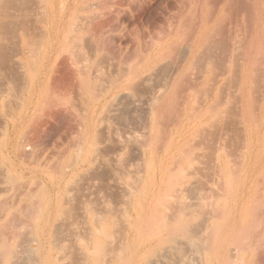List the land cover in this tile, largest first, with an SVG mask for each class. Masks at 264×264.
Masks as SVG:
<instances>
[{"label": "rangeland", "instance_id": "obj_1", "mask_svg": "<svg viewBox=\"0 0 264 264\" xmlns=\"http://www.w3.org/2000/svg\"><path fill=\"white\" fill-rule=\"evenodd\" d=\"M43 1L32 0L26 12L11 11L13 17H25L29 21L28 28L31 31L29 35L35 39L34 46H38L36 49L38 51L32 59H28L27 54L26 57L20 55L19 51H23L24 45L22 32L19 31L14 37L16 42L12 39L6 42L10 45L5 46L8 50L12 48L7 52L10 55L7 62L11 60L10 63L5 61L8 65L6 63L3 65L5 76L0 74V94L1 87L4 94L0 95L2 101L0 107L5 106L0 110V167H3L0 169L2 172L0 190H3L0 191V219L4 216L3 222L7 224V220L9 221L14 214V218L12 217L14 224L19 225L16 229H22L21 225L24 223L26 227L30 225V220L27 221L30 222L29 224L23 221L24 219L26 221L34 211L30 207L34 205V201H37L38 205L40 201L35 198L31 203L25 197L26 194H35V191L38 192L40 189L47 197L51 192L50 200L56 199L58 192L64 193L67 198L69 196V200L75 203L73 207L77 208H74L77 214L73 216L74 221L70 219L72 217L68 221L69 216L64 218L67 221L61 218V221L52 220L54 216L50 206L47 210L49 212L44 213V222L41 224V229L46 227L44 231L35 234L32 233L34 229L28 226L31 234L35 235L32 238L30 232L23 226L24 232L29 233L21 232L23 229L20 232L27 238L29 247L26 243H24L26 249L24 245L19 246L20 256L28 251L32 255V249L35 248V250L38 248L39 254L42 252L45 254V248L48 247L46 235L49 236L46 230L53 223L58 226L55 224L51 226L61 229L59 234H62V238L67 237L69 233L73 235L84 232L88 224L82 221V218L87 220L88 215L84 212L83 216L82 211H85L88 201L93 205L96 204L94 206L96 209L101 208L98 209L99 211H107L109 207H113L115 217L118 214L123 217L122 215L127 213L128 217L125 215L124 220L118 216V221L122 220L120 223L125 222L120 224L123 229L119 227V222L114 217L116 228L118 227L115 228L114 233L119 236L124 230L128 241L124 243L127 246L125 248L127 249V244H130V248L125 249L126 253L123 254L124 260L127 261L129 256L131 257V245L136 234L130 227H128L130 231L127 229V224L129 222L131 224L132 221V226L136 224L138 229L142 227L144 229V226L148 229L154 222L150 217L151 205L159 200V194L165 190L164 178L167 173L175 175L181 170L182 164L185 165L184 158L187 159L188 155L191 161L196 157L195 160L198 162L197 157H199L203 160L199 161L200 163L207 164L201 166L202 163L198 162L194 166L196 172L193 168L188 170L190 174L188 188L192 186L195 189L192 188L193 193L185 195L188 198L192 197L190 201L196 200L198 205L200 203V214L203 212L200 216L196 215V219L193 220L194 225L205 223L207 228L204 224L198 227L207 230L211 226L212 229L210 224L213 221L219 220L220 216L223 218L224 214L232 213L235 218L238 217L233 221L234 224L230 225L233 229L226 230L220 237L222 242L230 246L226 252L237 248L241 250L236 243L244 241L242 244L245 243L252 251V255L248 254V258L246 255L245 263L264 264V0ZM70 18L73 23L78 20L82 24L68 22ZM204 26L208 28L205 29L207 35L204 37L205 41L202 40L204 44L199 45L197 44L199 35ZM69 27L73 28L71 32L68 30ZM68 35H71L70 38ZM13 43L18 45L15 46ZM197 46L198 49H194ZM27 47L24 46L23 49L30 50V47L28 49ZM196 54H199V57ZM191 57L197 61L194 62L196 65L192 64ZM135 71L138 72V76L140 74L136 79L138 88L130 92L123 85L128 77L136 75ZM251 71H255L256 74L253 82H250L253 79L249 75ZM9 73L12 74V81ZM86 75L88 79L84 78ZM7 76L8 78H5ZM214 76L218 79H214L213 82L208 81ZM5 79L10 80L11 84L13 82V90L7 89L11 86L5 84L7 82L4 81ZM87 81L89 86L90 84L92 86L89 91L85 86ZM252 85L255 88L251 87ZM83 88H86L87 92ZM218 90L219 95H222L220 102L226 103L227 106L225 108L223 105L224 110L221 104L218 105L219 100L218 103L213 101ZM246 92L248 94H245ZM213 93L217 94L212 95ZM10 95L14 96L15 103L11 101V104L13 102L12 105L17 107L15 109L9 103L10 100L6 101ZM211 102L217 103L219 107L216 108V105L214 107V103L211 105ZM209 103L219 112L220 107L224 111V114L222 111L220 113L221 118L216 119V122L224 119V126H216L218 123L215 122L216 124H210L213 128L206 130L209 127L208 123H202L200 126L195 124V120L190 119L196 117L199 111L209 108L207 106ZM242 110L247 112L243 113ZM225 112H229L226 119ZM201 127L205 128L203 133H206L204 135L206 141L202 139L203 143L206 142L203 147L200 141L203 134L199 135L200 131H197L202 129ZM127 130L128 133H125L124 131ZM194 130L199 133L197 137ZM199 136L201 137L198 138ZM124 143L129 144L127 147L130 151L121 147ZM183 143L188 145L185 146ZM194 145H198V149L193 148ZM85 146H94L92 152L96 148L95 153L91 156L89 154L90 158ZM179 147L184 149L183 153L178 152ZM221 148L226 149L223 152ZM194 149L198 150L197 154L193 152ZM73 151L75 154L79 152L77 156L81 157V162L80 160L77 162L75 166L77 168L63 167L61 164L69 160V156L74 154ZM125 154L130 155V159ZM122 155L127 157L124 165L116 159L118 157L120 159ZM85 157H88L87 164L82 165V159ZM55 160L58 162L56 163ZM197 164L201 168L200 172L196 168ZM49 165L53 166L49 167ZM60 165L62 171L58 167ZM72 169H77L79 172L76 185H71V191L69 190L71 186L65 185L67 178L72 174ZM58 171L62 173L61 178L60 173L57 174ZM98 171L103 175L98 176L100 173ZM10 177L13 178L12 183ZM54 177L58 182L52 180ZM13 182L17 184L11 185ZM127 182L136 183L133 193L131 186L129 190L126 189ZM61 185L64 187L59 188ZM76 187L79 192L81 191L80 194L76 193L78 192L75 190ZM73 198L83 200L85 205L78 200L82 203L80 204L82 210ZM21 199L24 201H21L20 206ZM84 199L87 200L86 203ZM37 203L33 207L36 208L35 210L38 209ZM79 203L77 202L78 205ZM12 204H14L13 208H10ZM21 209H28V213ZM20 211L28 215H21ZM182 217V214H178L177 218ZM12 218V221L10 220L12 223L8 222L10 225L3 224L5 231L10 229L8 232L3 230L5 236H11L15 228V226L11 228ZM210 218L213 219L207 220ZM72 224L77 227L73 228ZM64 225L70 229L72 227L75 231L67 230L68 235H66L65 229L61 227ZM30 226L33 227V224ZM83 227L85 229H82ZM142 229L138 231L141 232ZM211 229L202 232L201 235L207 237ZM19 230L15 231L19 232ZM230 230H234L235 234ZM247 230L252 240L250 242L247 239V242L243 240L246 238L244 234H247ZM9 232L12 233L7 234ZM35 240L38 242L36 243ZM251 242L253 245L249 246ZM116 245L117 242H114V247H111L118 248ZM223 250L221 248L219 255H222ZM141 252L144 253L143 250ZM242 255L243 251H240V256ZM33 256L36 258L38 254H33L32 258ZM19 260L20 258L16 262ZM25 261L20 260L23 262L21 264ZM30 263L33 262L28 264ZM235 263L244 264L243 258L236 259Z\"/></svg>", "mask_w": 264, "mask_h": 264}, {"label": "bare ground", "instance_id": "obj_2", "mask_svg": "<svg viewBox=\"0 0 264 264\" xmlns=\"http://www.w3.org/2000/svg\"><path fill=\"white\" fill-rule=\"evenodd\" d=\"M43 1V0H42ZM65 1V0H64ZM44 3H45V1H43ZM63 3V2H62ZM31 4H32V0H0V74L2 75L3 74V72H5L4 70H3V65H5V63L7 62V59H8V55H9V53H7L9 50L11 51V48H9V50H8V47H7V49H6V45H10L9 43H7L6 44V42H8V41H10V40H12V39H14V37H15V34L16 33H18V31L19 32H22L21 34H22V37L21 38H23V45L24 46H28L27 47V49L30 47V50H28V51H26V50H24L23 48H24V46H23V48H22V50L23 51H19L20 52V55H22V56H24V57H26L27 56V58L28 59H32V58H34V54L35 53H37V51L38 50H36L37 49V47L38 46H34L35 45V39L33 38V37H31L30 35H29V29L30 28H28L29 26V21L25 18V17H23V18H19V17H17V18H15V17H13L12 16V10L13 11H17V12H26V10L29 8V6H31ZM41 5H43L42 4V2H41ZM72 18V17H71ZM70 18V19H71ZM74 18V17H73ZM75 19V18H74ZM73 19V20H74ZM77 19V18H76ZM28 21V22H27ZM72 22L73 23V21H72V19L71 20H69L68 22ZM27 22V23H26ZM76 22H78V24L76 23ZM79 22H80V24H82L81 23V21H78V20H75V22L73 23V24H77V25H80L79 24ZM205 25H206V23H204ZM77 27V26H76ZM207 27V26H206ZM78 28V27H77ZM204 28V29H203ZM202 28V31H201V33H200V35H199V40H198V38H197V40H198V43L197 44H199L200 45V43H203L204 44V42H202V40L203 41H205L204 39V37L207 35L206 34V30L205 29H208V28H205V26ZM72 27H69V31L71 32L72 31ZM79 29V28H78ZM70 32H67V33H69L70 34ZM30 34H31V31H30ZM71 35H73V34H71ZM70 35V36H71ZM69 36V35H68ZM70 36H69V38H70ZM18 37V36H17ZM72 37H74V35L72 36ZM198 37V36H197ZM20 38V39H21ZM43 38V37H42ZM63 38H65V37H63ZM66 38H68V37H66ZM68 38V39H69ZM16 39V38H15ZM15 39L13 40V41H15ZM67 39V40H68ZM72 39V38H71ZM65 40V39H64ZM21 41V40H20ZM16 42V41H15ZM12 43V42H11ZM37 43H38V41H37ZM63 43V42H62ZM13 44H15V43H13ZM13 44H11V46H13ZM65 44V43H64ZM202 44V46L201 47H203L204 45ZM16 45H18V44H15V46ZM39 45V44H38ZM41 45V44H40ZM19 46H21V45H19ZM194 46H195V44H194ZM10 47V46H9ZM198 47L199 46H197V48H194V49H198ZM21 48V47H20ZM34 48H35V50H36V52H35V50H34ZM15 50H18V49H16L15 48ZM201 50V49H200ZM194 51V50H193ZM197 53V52H196ZM25 54H27L26 56H25ZM192 54V53H191ZM199 54H196V56H198ZM10 56V55H9ZM161 56V55H160ZM191 56V55H190ZM194 56V55H193ZM199 57V56H198ZM197 57V58H198ZM23 58V57H22ZM146 58V57H145ZM160 59V58H159ZM147 60V59H146ZM191 60H193V63L192 64H195L197 61L195 60V59H193L192 57H191ZM190 60V61H191ZM195 60V61H194ZM6 61V62H5ZM10 61L11 60H9V62H7V63H10ZM144 61H145V59H144ZM152 61V60H151ZM150 61V62H151ZM155 61V60H154ZM153 61V62H154ZM155 62H157V61H155ZM192 62V61H191ZM195 62V63H194ZM6 63V65H8ZM146 63V62H145ZM148 63V62H147ZM153 64V63H152ZM154 64H156V63H154ZM153 64V65H154ZM143 65H145V64H143ZM149 65V64H148ZM191 65V64H190ZM196 65V64H195ZM146 66H147V64H146ZM142 67V66H141ZM190 67V66H189ZM249 67V66H248ZM32 69V68H31ZM246 69V68H245ZM248 69V68H247ZM246 69V70H247ZM250 69V68H249ZM137 70H140V69H137ZM136 70V71H137ZM185 70V69H184ZM252 70H254V69H252ZM135 71V73L134 74H136L135 76H133V77H128L125 81H124V85H123V87L124 88H126V89H128L129 91L131 90V91H135L136 90V88H138V84H136V79L137 78H139V76H140V74H139V76H138V72H136ZM9 72V71H8ZM32 72V71H31ZM141 72V71H140ZM183 72V71H182ZM6 73H7V71H6ZM5 73V74H6ZM14 73V72H13ZM34 73V72H33ZM243 73H244V71H243ZM246 73V72H245ZM255 74V71L253 72V71H251V73L249 74L250 75V78L252 79H250L251 81L250 82H253V80H254V78H255V76H256V74L254 75V76H252L251 77V75H253V74ZM10 74V73H9ZM8 74V75H9ZM15 74V73H14ZM211 74H213L212 72H211ZM4 75V74H3ZM2 75V76H3ZM12 74H10V78L12 77L11 76ZM246 75V74H245ZM248 75V74H247ZM5 76V75H4ZM82 76H83V74H82ZM82 76H81V80H82ZM182 76V75H181ZM184 76V75H183ZM248 77V76H247ZM5 78H8V76L7 77H5ZM84 78H86V79H88V75H86V77L84 76ZM216 78L217 77H215L214 76V78L212 79V80H208V81H212L213 82V80L215 79L216 80ZM3 79H4V77H3ZM2 79V80H3ZM18 79V78H17ZM35 79V78H34ZM218 79V78H217ZM11 81L13 80V78H11L10 79ZM10 80H8V79H5L4 81H7V82H5V84H10L9 86H11L10 88H7V89H11V90H13L14 89V87H12V84H13V82H12V84H11V82H9ZM256 80V79H255ZM83 81H85V79H83ZM82 81V83L84 84V82ZM220 81V80H219ZM218 81V82H219ZM3 82V81H2ZM1 82V83H2ZM89 81H87L86 82V84H85V86H86V88H87V90L89 91V90H91V84H90V86H89V83H88ZM217 82V83H218ZM222 82V81H221ZM243 82H246V81H243ZM256 82V81H255ZM17 83V82H16ZM209 83V82H208ZM216 83V81L214 82V84ZM224 83V82H223ZM222 83V84H223ZM222 84H220V85H222ZM250 84V83H249ZM253 84V83H252ZM256 84V83H255ZM254 84V85H255ZM251 85V84H250ZM254 85H252L251 87H254ZM0 86H1V84H0ZM5 86V85H4ZM84 86V87H85ZM214 86V85H213ZM8 87V86H7ZM220 87V86H219ZM250 87V88H251ZM13 88V89H12ZM86 88H83L84 90L86 89ZM214 88V87H213ZM244 88V87H243ZM249 88V87H248ZM255 88V87H254ZM5 89V88H4ZM122 90H123V88H121ZM216 89V88H215ZM252 89V88H251ZM250 89V90H251ZM11 90H10V92H11ZM219 90H221V89H219ZM219 90H218V94L216 95L215 93H213L212 95H216L215 97H214V99H216V100H214L213 99V101H215V102H217L218 103V101L217 100H219V103H218V105L219 104H221V106H222V108H223V105H224V107L226 108L227 106H225L226 105V103L224 104H222L221 102H220V100H221V96L219 95ZM5 91V90H4ZM7 91V90H6ZM16 90H14V92H15ZM86 91V90H85ZM93 91V90H92ZM130 91V92H131ZM213 91V90H212ZM216 91V90H215ZM214 91V92H215ZM222 91V90H221ZM246 91H247V89H246ZM2 92H3V90H2V87H1V94H2ZM9 92V91H8ZM87 92V91H86ZM91 92V91H90ZM90 92H88V93H90ZM245 92V91H244ZM12 93V92H11ZM0 94V95H1ZM10 94V93H9ZM244 94V93H243ZM245 94H248L247 92L245 93ZM2 95H4V94H2ZM1 95V96H2ZM5 95H8V94H5ZM13 95L14 96H16L15 95V93H13ZM11 96L10 95V97L9 98H11V99H9V98H7V102L9 101V103L11 104V101H13L14 103H15V100L13 99V97L14 96ZM20 95V94H19ZM219 95V96H218ZM9 96V95H8ZM245 96V95H244ZM243 96V97H244ZM22 97V96H21ZM213 97V96H212ZM3 98H5V97H3ZM1 99V98H0ZM17 100H18V98H16ZM22 99V98H21ZM243 99H245V98H243ZM4 100V101H5ZM211 100V99H210ZM209 100V101H210ZM5 101V102H6ZM2 101H0V103H1ZM13 102H12V104H13ZM215 102H211V105H212V103H214L213 104V106L214 105H216V108L217 107H219L218 105H217V103L215 104ZM243 102H244V100H243ZM8 103V104H9ZM11 104V105H12ZM155 104V103H154ZM209 105H210V103H209ZM209 105H207L209 108H206L205 110H203V111H199L198 113H197V116L196 117H194V118H192V117H190V116H188V117H190V119H192V120H195L194 122H195V124H199L200 126L202 125V123H204L205 124V122L206 123H208V125L207 126H209V127H207L206 125V130L208 129V128H211L212 126H210V124H216V123H218V124H216V126H218V125H220V127H222V126H224V124L225 123H223V117H222V119L223 120H220V122L223 124H221L218 120H217V122H216V119H219V117L221 118V116L222 115H220V113H221V111L223 112V114H224V108H223V110H222V108L220 107V109L219 110H221L220 112L218 111V110H216V108H214L213 106L211 107V105L209 106ZM250 105H251V103H250ZM8 106V105H7ZM246 106V105H245ZM244 106V107H245ZM3 107V106H2ZM2 107H0V108H2ZM12 107H14L13 105H12ZM251 107V106H250ZM3 108H5V106L3 107ZM3 108L2 109H0V110H3ZM8 108V107H7ZM15 108H17V107H14V109ZM243 108V107H242ZM9 109V108H8ZM8 109H5V111L6 110H8ZM245 112H243V110H242V112L243 113H246L247 111L246 110H244ZM250 111V110H249ZM226 114V116H225V119H226V117H227V114L229 113H227V112H225ZM242 114V113H241ZM229 115V114H228ZM247 115V114H246ZM124 117V116H123ZM242 117V116H241ZM246 117V116H245ZM128 118V117H127ZM187 118V117H186ZM196 118V119H195ZM189 118H188V120H190ZM242 119V118H241ZM243 119H245L244 117H243ZM243 119H242V121H243ZM124 120V119H123ZM127 120V119H126ZM128 120H129V118H128ZM127 120V121H128ZM186 120V119H185ZM253 120V119H252ZM122 121V120H121ZM225 121V120H224ZM241 121V122H242ZM124 122V121H123ZM134 122V121H133ZM193 122V123H194ZM216 122V123H215ZM243 122H245V121H243ZM122 123V122H121ZM135 123V122H134ZM192 123V124H193ZM249 123V122H248ZM247 123V124H248ZM127 124V123H126ZM125 124V125H126ZM244 124H246V123H244ZM127 125H129V123L127 124ZM130 125H132V124H130ZM199 125H197V126H199ZM194 126V125H193ZM196 126V127H197ZM127 127V126H126ZM125 127V128H126ZM136 127V126H135ZM134 128V127H133ZM195 128V127H194ZM202 128V127H201ZM213 128V127H212ZM128 129V128H127ZM136 129V128H135ZM197 129V128H196ZM124 130V129H123ZM205 130V128H202V129H198L197 131L199 132L200 131V134L199 133H197V131L196 130H194V131H196V137L198 136V134L199 135H201V134H203V137L202 138H200L201 136H199L198 138H200V141H201V145H202V147H203V144L205 145L206 144V139H205V137H204V135L206 134V133H203V132H205L204 131ZM125 133H128V130L127 131H124ZM202 132V133H201ZM130 133H131V131H130ZM193 133V132H192ZM124 134V133H123ZM195 134V133H194ZM131 135V134H130ZM191 135V134H190ZM94 137H95V135H94ZM193 137V136H192ZM196 137H194V138H196ZM128 138V137H127ZM190 138V137H189ZM94 139H96V138H94ZM202 139L204 140L205 139V141H204V143H203V141H202ZM129 140V139H128ZM186 140H188V139H186ZM131 141V140H130ZM124 142V141H123ZM129 142V141H128ZM188 143H189V140L187 141ZM183 144H185V143H183ZM124 145H125V143H124ZM124 145H122L121 147H123L125 150H128L129 149V147H127V146H129V144L127 143L125 146ZM186 145H188V144H185V146ZM197 146L198 145H194V147L193 148H195V149H198L197 148ZM85 147H87V146H85ZM94 147V146H93ZM93 147H91V146H89V147H87L86 148V150H87V153H88V157H89V154H90V156H91V154L92 153H95L96 152V148H94V150H93V152H92V149H93ZM200 147V146H199ZM202 147H201V150H202ZM78 148H80V146L78 147ZM82 148V147H81ZM122 148V149H123ZM83 149V148H82ZM85 149V148H84ZM83 149V150H84ZM194 149V150H195ZM221 149H223V152H224V149H226V148H221ZM118 150V149H117ZM121 150V149H120ZM184 149H182L181 147H179L178 148V152H182ZM192 150V149H191ZM193 150V152H197L198 153V150H195L194 151ZM78 151H79V149H78ZM82 151V150H81ZM113 151H115V150H113ZM128 151H130V150H128ZM200 151V150H199ZM220 152L222 151V150H219ZM74 153V154H73ZM79 153V152H78ZM78 153H76L75 154V151H73L72 152V154L73 155H70L69 157V160H66L65 161V163H62L61 165L63 166V167H67L68 168V166H69V168L71 169V168H73V166L75 167L76 165H77V162L80 160V162H81V157L79 158L78 156H77V154ZM83 153V152H82ZM116 153H118L117 151H116ZM115 153V154H116ZM183 153V152H182ZM195 153H193L194 155H195ZM196 153V154H197ZM200 153H202V151L200 152ZM200 153H199V155H200ZM129 154V153H128ZM79 155V154H78ZM81 155V154H80ZM83 155H86V154H83ZM118 155V154H117ZM121 155V154H120ZM126 155V154H125ZM125 155H122L121 157H120V159H118V158H116L117 160H119L120 161V163H124L125 164V157L127 156H125ZM133 155H134V152H133ZM202 155V154H201ZM218 155H219V153H218ZM130 155H128L127 157H129ZM131 156H132V153H131ZM68 157V156H67ZM88 157H85V158H83L82 159V165L83 164H85L86 162H87V160H88ZM126 157V158H127ZM76 158V159H75ZM90 158V157H89ZM202 158V157H201ZM205 158V157H204ZM0 159H1V157H0ZM129 159H130V157H129ZM185 159V165H183L182 164V168H181V170H179L178 172H176L175 173V175L174 174H170V173H167V175H166V178H164V181H163V184L165 185L164 187H165V190L163 191V193H160L159 195H160V198H159V196H158V201L156 200V202H154L152 205H151V208H152V210L150 211L151 212V215L152 216H150L151 217V219H153L154 220V222L153 223H151L150 225H149V227H148V229L146 228V226H144L145 228L144 229H142V228H140V229H142V231L141 232H139L138 230H140V229H138V225L136 226V224H135V226H132L131 224H132V221H131V224H130V222H129V224H127V226L126 225H123L124 227L126 226L127 227V229H129L128 227H130V229H132V230H134L135 232H136V234H137V236H136V234H135V237H134V243L131 245V257L129 256V259H127V261L126 260H124L125 258L123 257V254L124 253H126V251H125V247H127V246H125L124 245V243H128V241H126V239H127V235L126 234H124V230L119 234V236H116V234L114 233V230H116V229H118V227L116 228V222H115V220H114V211H113V209L111 208V207H109L108 209H107V207L105 208V209H107V211H99L98 209H101V208H98V209H96V207H94L95 205H93V203L91 202H88L86 199H84L85 200V203H86V201H87V204H86V206H85V211H82L81 212V207H80V204H82L83 203V200L82 199H75V198H73L74 200H76V205L79 207V209H81L80 210V212L82 213V215L84 214V212L88 215V219L85 221V220H83V218H82V221H84V222H87V224L89 225H87V229L84 231V232H78V233H76V232H73V233H76V234H73V235H71V233H69V235L66 233V232H68V231H75L74 229H72V227H71V229H70V227L68 228V226L66 225H64V226H61V227H63V229H65V233H66V235H68L67 237H64L63 236V238H62V234L60 235L59 233L61 232V229L59 228V227H56V226H51V225H53V224H55V223H53V224H51L49 227H48V229L46 230V231H48L49 232V236L48 235H46L47 237H48V247L47 248H45V247H43V249L45 248V254L42 252V250H41V252H42V254H44V255H42V254H39V251H38V248H37V250H35V249H32L33 250V252L30 250V252H32V255L34 254V255H36V254H38V256H36V258L33 256V258H35V259H33L32 258V255H31V253H29V251L28 252H25L24 253V251H23V253H24V255H23V253H21L23 256L21 257L20 256V252H19V246L21 247L22 245H24V243H26V245L28 246V244H27V242H26V240H27V238L24 236V234H22L21 232H24L25 231V229L26 230H28L29 232H30V230L28 229V226L32 229H34V231H32V233L34 232L35 234H39L40 233V231H44V229L46 228H43V229H41L42 228V226H41V224L44 222V220H43V217H44V213L45 212H49V211H47L48 210V208L51 206L52 207V209H53V216H54V219L52 218V220H56V221H58L57 219H59L60 220V218L62 219V220H65L64 218L66 217L67 218V216H69L68 217V221H70L69 220V218L70 217H72V218H70V219H72L73 220V216L75 215V214H77V212H75V209H77V208H75V207H73V204H75V203H72V201H70L69 200V196H68V198L66 197V196H64V193H57V196H56V199H51L50 200V194H51V192H49V190H48V192L50 193L49 194V197H47V195H46V193H44L43 192V190L42 189H40V190H38V192H36L35 191V194H26L25 196V198L28 200V201H31V200H33V199H35V198H37V199H39V201H40V203H39V205H38V203H37V201H34L35 203H37L36 205H38V209L37 210H35L36 208H33L34 207V205H35V203H34V205L33 206H30V207H32V209L34 210V211H32V213H31V215L29 216V218L25 221V219H24V221L23 222H26V224H29L30 222L33 224V227L32 226H30V225H32L31 223H30V225H28L27 227H26V225H21V227H22V229H23V231H21L22 229L20 228V230H19V228H17L18 230H19V232H17V231H15V230H17L16 229V227H18L19 225H17L16 226V223L14 224V214H13V218L11 217V216H9V217H11L12 219H13V224H11L12 226H11V228L13 229L14 228V226H15V228H14V230L12 231V232H9V233H7V234H10V233H12V235L11 236H5V233L3 232V224H5L4 222H3V219L2 218H4V216L0 219V264H21V263H23V262H20V260H26L25 261V263L26 264H28L29 262H33V263H36V264H236L235 263V260L237 259H240V258H243V263L244 264H247V263H245V257H246V255H247V258H248V254L249 255H252V251H251V249H250V247H247V245L244 243V245L242 244V243H240V242H238V243H236V246L238 245V246H240V248H241V250H239V248H237L235 245H234V247H236L237 249H234L233 251H228V252H226V249H230V246L228 245V244H225V242H222V240L220 239V237H222V235L226 232V230H229L230 228H232L233 229V227H230V225L231 224H234L233 223V221H236V219L238 218H235L234 217V215L232 214V213H229V215L228 214H224L225 216L223 217V215H222V217L223 218H220L221 216L220 215H218V216H220L219 217V220H215V221H213V223L212 224H210V225H212V229H211V226H210V228H208L207 230H209V229H211L210 230V232H209V235L207 236V237H203L201 234H203L202 232H206L207 230H205V228H207L206 227V225H205V223H200L199 225L201 226V224L205 227H198L199 225L196 223V225H194L195 223H193V220H195L196 219V215H201L200 214V212H201V210H200V203H199V205L198 204H196V200H193V202L192 201H190V200H192V197H190V198H188L185 194L186 193H191L192 192V186L190 187V189L188 188L189 187V184H190V180H189V176H190V174H189V169H192L193 168V170H194V166H195V164L196 163H198L199 161H203V160H201L199 157H197V159H199V161L198 162H196V157H195V159L193 160V161H191V159L189 160L188 159V155H187V159H186V157L184 158ZM220 159H221V155H220ZM92 160V159H91ZM223 160V159H222ZM1 161V160H0ZM3 161V160H2ZM56 161V160H55ZM93 161V160H92ZM118 161V162H119ZM126 161H128V160H126ZM58 161H56V163H57ZM93 162H96V161H93ZM223 162V161H222ZM55 162H54V164H56ZM119 163V164H120ZM127 163V162H126ZM194 163V164H193ZM200 163V162H199ZM202 163V164H201ZM200 164H201V166L202 165H205V164H203L204 162H201ZM225 163V162H224ZM51 164H53V163H51ZM87 164V163H86ZM91 164H92V162H91ZM123 164V165H124ZM129 164V163H128ZM199 164V165H200ZM222 164V163H221ZM3 165V164H2ZM61 165L60 166H58L60 169H61V171H62V168H61ZM66 165V166H65ZM103 166H104V164H102ZM207 165V164H206ZM225 165V164H224ZM0 166H1V162H0ZM52 167L53 165H49V167ZM55 166V165H54ZM127 166V165H126ZM197 167L196 168H198L197 170L200 172V169L201 168H199L198 167V164L196 165ZM89 167V166H88ZM97 167V166H96ZM121 167V166H120ZM189 167V168H188ZM3 168V167H2ZM1 167H0V169H2ZM53 168H55V167H53ZM67 168H65V169H67ZM75 168H77V167H75ZM81 168V167H80ZM45 169V168H44ZM58 169V168H57ZM82 169V168H81ZM73 170V169H72ZM79 170V169H78ZM87 170V169H86ZM94 170V169H93ZM46 171V170H45ZM57 171V170H56ZM55 171V172H56ZM66 171V170H65ZM82 171L83 170H81V173H82ZM84 171H85V168H84ZM94 171H97V169H95ZM171 171H173V169L171 170ZM195 172H196V170H194ZM46 172H48V170L46 171ZM51 172V171H50ZM64 172V171H63ZM79 171H77V169L76 170H73L72 171V174L70 175V177H68L67 179V185H65V186H68V185H72L73 184V186H74V184L76 185V177H77V173H78ZM98 172H100V173H98L99 175L98 176H101V175H103V174H101V171H98ZM0 173H2L1 171H0ZM54 173V172H53ZM58 173H60L59 171L57 172V174ZM71 173V172H70ZM96 173V172H95ZM103 173V172H102ZM62 173H60V175H59V177L61 178L62 177V175H61ZM65 174V173H64ZM80 174V173H79ZM49 175V174H48ZM53 175V174H52ZM97 174H95V176H96ZM56 176H58V175H56ZM79 176H81V175H79ZM78 176V177H79ZM15 177V176H14ZM59 177H57V178H59ZM10 178H11V180H10ZM9 179H8V181L10 180L11 181V183H12V180H13V178L12 177H10ZM18 178V177H17ZM20 178V177H19ZM22 178V177H21ZM64 179V178H63ZM5 180H7V179H5ZM18 180V179H17ZM36 180V179H35ZM52 180H54L55 181V177L52 179ZM19 181V180H18ZM17 181V182H18ZM61 181V180H60ZM59 181V182H60ZM63 181V180H62ZM2 182V181H1ZM17 182H13V184H11V185H16L17 184ZM55 182H58V181H55ZM65 182H66V180H65ZM35 183V182H34ZM33 183V184H34ZM61 183V182H60ZM60 183H58V184H60ZM63 183V182H62ZM6 184V183H5ZM64 184V183H63ZM135 184V185H134ZM8 185V184H7ZM8 186H10V185H8ZM33 186V185H32ZM54 186V185H53ZM63 185H61L59 188H61ZM69 186V187H70ZM126 186V185H125ZM132 188H131V187ZM45 187V186H44ZM43 187V188H44ZM64 187V186H63ZM68 187V188H69ZM136 187V183H128L127 182V186H126V189L127 190H129L130 188H131V193H133V188H135ZM52 188V187H51ZM72 188V186L69 188V190ZM75 188V187H74ZM78 187H76V189L75 190H77L78 191V189H77ZM46 189V188H45ZM195 188H193V190H194ZM32 190V189H31ZM30 190V191H31ZM35 190V189H34ZM53 190V189H52ZM57 190H58V188H57ZM79 190H80V188H79ZM0 191H3V190H0ZM55 191V190H54ZM71 191H72V189H71ZM28 192V191H27ZM32 192H33V190H32ZM61 192H63V191H61ZM66 192H68V191H66ZM65 192V193H66ZM81 192V191H80ZM80 192L78 191V192H76L77 194L79 193L80 194ZM1 193V192H0ZM53 193V192H52ZM69 193V192H68ZM71 194L73 193V192H70ZM193 193V192H192ZM6 195V194H5ZM14 194H12V196H13ZM23 195V194H22ZM53 195V194H52ZM68 195V194H67ZM19 197V196H18ZM52 197V196H51ZM54 197V196H53ZM0 198H1V195H0ZM15 198V197H14ZM55 198V197H54ZM70 198H72V196L70 195ZM26 200V201H27ZM72 200V199H71ZM74 200H73V202H74ZM78 200H81L82 201V203L80 202L79 203V201ZM187 200H189V201H187ZM21 201H24V200H20V206L22 205V203H21ZM33 201H31V203H33ZM77 202L79 203V205L77 204ZM201 202V201H200ZM30 203V202H29ZM92 204V205H90V204ZM248 203V202H247ZM24 204H25V202H24ZM23 204V205H24ZM28 204V203H27ZM13 205L14 204H12L11 206H10V208H13ZM83 205H85L84 203H83ZM83 205H82V207H83ZM25 206V205H24ZM3 207V206H2ZM23 208V207H22ZM75 208V209H74ZM3 209V208H2ZM19 209V208H18ZM17 209V210H18ZM78 209V210H79ZM104 209V208H103ZM21 210H25V209H21ZM77 210V211H78ZM2 211V210H1ZM25 211H27V213H28V209H26ZM30 211V210H29ZM217 211H219V210H217ZM127 212V211H126ZM125 212V213H126ZM19 213V212H18ZM20 213H21V211H20ZM51 213V214H52ZM26 214V213H25ZM24 214V212H23V214L21 213V215H25ZM47 215H48V213H46ZM86 214H85V216H86ZM122 214H124V212H122ZM178 214H182L183 215V217L181 218V219H179V218H177L178 217ZM249 214H251V213H249ZM1 215V214H0ZM26 215H28V214H26ZM25 215V216H26ZM46 215V216H47ZM81 215V216H82ZM126 216H127V213L125 214ZM125 215H122L123 217H125ZM18 216V215H17ZM52 216V217H53ZM79 216V215H78ZM80 216V217H81ZM84 216V215H83ZM118 216H120L121 217V215H119L118 214ZM118 216L116 215V217H115V219H117L116 221H118ZM204 215H202V217H203ZM217 216V217H218ZM236 216V215H235ZM252 216H253V214H252ZM22 217V216H21ZM51 217V216H50ZM63 217V218H62ZM80 217H79V219H80ZM123 217H121L122 218V220H124V219H126V218H124L123 219ZM128 217V216H127ZM201 217V218H202ZM241 217H242V215H241ZM11 218L9 219V221L7 220V224H9L8 222H11L12 220H11ZM46 218H48V216L46 217ZM76 218L78 219V217L76 216ZM85 218V217H84ZM87 218V217H86ZM245 218V217H244ZM18 219V218H17ZM20 219V218H19ZM22 220H23V218H21ZM49 219V218H48ZM76 219V220H77ZM127 219H129V218H127ZM213 218H210V219H207V220H212ZM215 219H218V218H215ZM11 220V221H10ZM28 220H30V222H28L27 223V221ZM81 220V219H80ZM120 220V219H119ZM121 220V221H122ZM206 220V221H207ZM15 221H16V219H15ZM46 221H47V219H46ZM61 221V220H60ZM65 221H67V219L65 220ZM74 221V220H73ZM73 221H72V223H73ZM79 221V220H78ZM82 221H80V222H82ZM120 221V222H121ZM200 221V220H199ZM205 221V222H206ZM19 222V221H18ZM20 222H21V220H20ZM51 222V221H50ZM75 222H77V221H75ZM119 222V221H118ZM117 222V223H118ZM119 222V227L121 228V226H120V224H122V223H125L124 221L122 222V223H120ZM127 222V221H126ZM145 222V221H144ZM201 222V221H200ZM203 222V221H202ZM12 223V222H11ZM48 223V222H47ZM70 223V222H69ZM128 223V222H127ZM138 223V222H137ZM7 224H5L6 226H7ZM21 224H22V222H21ZM44 224H46V223H44ZM77 224H78V222H77ZM145 225H146V223H144ZM143 224V225H144ZM10 225V224H9ZM55 225H57V224H55ZM62 225V224H61ZM73 225V228H76V227H74V224H72ZM84 225H86V223L84 224ZM83 225V226H84ZM6 226H4V228H6ZM23 226H24V228H23ZM47 226H48V224H47ZM58 226V225H57ZM148 226V225H147ZM232 226H234V225H232ZM44 227V226H43ZM66 227L68 228V229H66ZM80 227H82V225L80 226ZM85 228H86V226H84ZM82 228V229H85V228ZM139 227H141V226H139ZM7 228H9V227H7ZM116 228V229H115ZM70 229V230H69ZM78 229H79V227H78ZM121 229H123V228H121ZM130 229H129V231H130ZM8 230H10V229H7L6 231L8 232ZM68 230V231H67ZM145 230V231H144ZM213 230V231H212ZM235 230V229H234ZM234 230H230L231 231V233L232 232H234V234H235V231ZM5 231V230H4ZM5 231V232H6ZM15 231V232H14ZM21 231V232H20ZM27 231V232H28ZM71 231V232H72ZM246 231V230H245ZM4 233V236H3V233ZM27 232H24V233H26V234H28ZM47 232V233H48ZM116 232V231H115ZM118 232H120L119 230H118ZM118 232H117V234H118ZM251 232V231H250ZM44 233V232H43ZM6 234V235H7ZM44 234H46V232L44 233ZM206 234H208V233H206ZM250 234V233H249ZM29 235H32L31 234V232H30V234ZM232 235V234H231ZM247 236H248V230H247V234H246ZM245 234H244V236L246 237L245 239H243V240H245V242H247V241H252L251 240V238H250V236H248L249 238H250V240H248L249 238L246 236ZM251 235V234H250ZM35 235L33 234L32 235V238L34 237ZM233 236V235H232ZM39 237V236H38ZM41 237V236H40ZM234 237V236H233ZM252 237V236H251ZM31 238V237H30ZM31 238V239H32ZM223 238H224V236H223ZM230 238V237H229ZM253 238V237H252ZM232 239V238H231ZM246 239H247V241H246ZM254 239V238H253ZM34 240V239H33ZM39 240H40V238H39ZM42 240H43V238H42ZM41 240V241H42ZM28 241V240H27ZM47 241V240H46ZM45 241V242H46ZM126 241V242H125ZM30 242V241H29ZM35 242H36V240H35ZM38 242V241H37ZM36 242V243H37ZM42 242H44V240L42 241ZM114 242H117V245L116 246H118V248L116 247V248H113L114 246H113V244H114ZM118 242H119V244H118ZM34 243V242H33ZM228 243V242H227ZM231 243V242H230ZM253 242H251V243H249L248 245L250 246V244H252ZM30 244V243H29ZM35 244V243H34ZM43 244V243H42ZM121 244V245H120ZM232 244V243H231ZM230 244V245H231ZM241 244H242V246H241ZM26 245H24L25 246V249L27 248V246ZM31 245V244H30ZM128 245V248H130L129 247V245L130 244H127ZM253 245V244H252ZM251 245V246H252ZM32 246V245H31ZM45 246V245H44ZM47 246V245H46ZM111 246H113V247H111ZM233 245H231V248H233L232 247ZM29 247V246H28ZM38 247H39V245H38ZM127 248V249H128ZM221 248H223L224 250V254L222 253V255H219V252H220V250H221ZM126 249V250H127ZM144 251V253L143 252H141V251ZM146 250V251H145ZM240 251H243V255H242V257L240 256ZM141 252V253H140ZM129 253V252H128ZM28 254V255H27ZM20 256V257H19ZM128 256V255H127ZM217 256H221L222 258L221 259H218V258H215V257H217ZM126 257V256H125ZM250 257V256H249ZM252 257V256H251ZM18 258H20V260L19 261H17L16 262V260ZM22 258V259H21ZM127 258V257H126ZM248 262H249V259H248ZM24 263V264H25ZM33 263H30V264H33Z\"/></svg>", "mask_w": 264, "mask_h": 264}]
</instances>
